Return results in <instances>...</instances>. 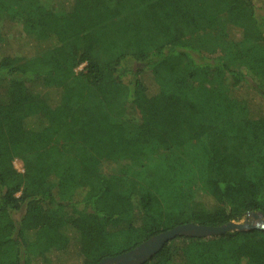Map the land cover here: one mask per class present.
<instances>
[{
  "label": "trees",
  "instance_id": "16d2710c",
  "mask_svg": "<svg viewBox=\"0 0 264 264\" xmlns=\"http://www.w3.org/2000/svg\"><path fill=\"white\" fill-rule=\"evenodd\" d=\"M13 1L20 29L0 30V264H98L176 225L264 215L258 0ZM197 141L199 197L172 191L161 164L143 175L149 147ZM141 264H264V229L176 236Z\"/></svg>",
  "mask_w": 264,
  "mask_h": 264
},
{
  "label": "rangeland",
  "instance_id": "374dc122",
  "mask_svg": "<svg viewBox=\"0 0 264 264\" xmlns=\"http://www.w3.org/2000/svg\"><path fill=\"white\" fill-rule=\"evenodd\" d=\"M42 2L44 6L47 8H52L54 10H58L59 1L58 0H39ZM258 8L257 12L259 14L264 12V2L258 0ZM4 8L0 11V30H5L7 33L15 34L20 29L17 21L12 20L9 17V12L6 9L7 7H11L14 5L13 0H5ZM261 6V9L259 6ZM12 20V21H11ZM228 53L227 45H223ZM222 46V47H223ZM96 52L94 53V55ZM233 55V54H232ZM227 61L225 62L231 65V61L226 56ZM83 67V64L78 65L75 70L78 71ZM238 90V89H237ZM203 143L200 141L193 142L183 149H174L169 152H164L161 149L149 147V149L145 150L142 161L144 166L141 167L143 175L146 172V169H151L155 166L159 167L161 164L165 169L169 172V188L173 189L176 193H181L180 188H187V193L189 196L197 198L204 192V175H203V167L205 162V152H203ZM205 151V150H204ZM14 167L18 171H22V166L20 161L14 160ZM103 169L108 172L120 173L121 175H131L133 177L140 178V175L134 173L135 171H139V168H127L124 169L118 163L110 162L103 166ZM122 170V171H121ZM130 177V176H128ZM172 193V192H171ZM183 194H180V196ZM252 213H247L246 216L238 222H248L254 224L258 219L252 216ZM258 213V212H256ZM260 219L264 220V217H260Z\"/></svg>",
  "mask_w": 264,
  "mask_h": 264
},
{
  "label": "water",
  "instance_id": "95a60500",
  "mask_svg": "<svg viewBox=\"0 0 264 264\" xmlns=\"http://www.w3.org/2000/svg\"><path fill=\"white\" fill-rule=\"evenodd\" d=\"M252 216L258 219L254 224L245 221H230L220 226H205L191 222L176 225L171 229L148 238L126 252L104 258L98 264H141L151 258L165 242L175 238L176 236L185 235L193 237H207L210 235H219L229 231H244L255 228L264 229V220L260 219V217H264V215L262 213L253 212Z\"/></svg>",
  "mask_w": 264,
  "mask_h": 264
}]
</instances>
